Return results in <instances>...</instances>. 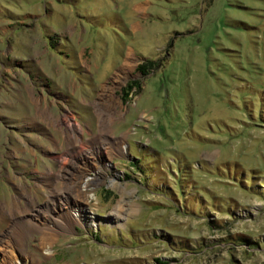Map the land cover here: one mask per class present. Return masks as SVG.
<instances>
[{"label":"rangeland","instance_id":"obj_1","mask_svg":"<svg viewBox=\"0 0 264 264\" xmlns=\"http://www.w3.org/2000/svg\"><path fill=\"white\" fill-rule=\"evenodd\" d=\"M0 264H264V0H0Z\"/></svg>","mask_w":264,"mask_h":264},{"label":"trees","instance_id":"obj_2","mask_svg":"<svg viewBox=\"0 0 264 264\" xmlns=\"http://www.w3.org/2000/svg\"><path fill=\"white\" fill-rule=\"evenodd\" d=\"M146 64H147V63H146ZM144 65H145V62H144L143 64H141V65L139 64V65H138V69H140V70H141V69H142V67H144Z\"/></svg>","mask_w":264,"mask_h":264},{"label":"bare ground","instance_id":"obj_3","mask_svg":"<svg viewBox=\"0 0 264 264\" xmlns=\"http://www.w3.org/2000/svg\"><path fill=\"white\" fill-rule=\"evenodd\" d=\"M130 66H132V65H130Z\"/></svg>","mask_w":264,"mask_h":264}]
</instances>
